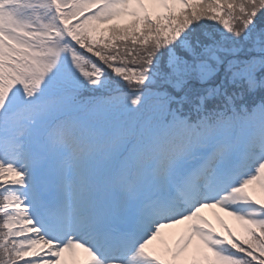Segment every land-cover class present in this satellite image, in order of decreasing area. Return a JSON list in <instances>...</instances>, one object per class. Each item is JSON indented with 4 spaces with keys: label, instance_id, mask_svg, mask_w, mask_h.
<instances>
[{
    "label": "snow or ice",
    "instance_id": "6c2138e0",
    "mask_svg": "<svg viewBox=\"0 0 264 264\" xmlns=\"http://www.w3.org/2000/svg\"><path fill=\"white\" fill-rule=\"evenodd\" d=\"M0 264H264V0H0Z\"/></svg>",
    "mask_w": 264,
    "mask_h": 264
},
{
    "label": "rangeland",
    "instance_id": "374dc122",
    "mask_svg": "<svg viewBox=\"0 0 264 264\" xmlns=\"http://www.w3.org/2000/svg\"><path fill=\"white\" fill-rule=\"evenodd\" d=\"M205 217L209 220L215 230L222 235L225 234V229H232L237 233V235H242L239 230V225L231 217L224 215V213L219 212L215 209L205 210Z\"/></svg>",
    "mask_w": 264,
    "mask_h": 264
}]
</instances>
